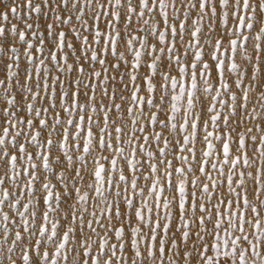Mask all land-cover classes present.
<instances>
[{"label": "snow or ice", "instance_id": "snow-or-ice-1", "mask_svg": "<svg viewBox=\"0 0 264 264\" xmlns=\"http://www.w3.org/2000/svg\"><path fill=\"white\" fill-rule=\"evenodd\" d=\"M0 264H264V0H0Z\"/></svg>", "mask_w": 264, "mask_h": 264}]
</instances>
